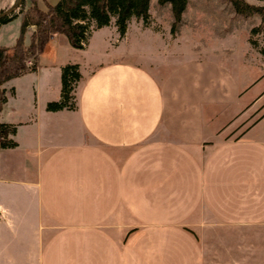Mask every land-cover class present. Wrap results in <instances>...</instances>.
I'll use <instances>...</instances> for the list:
<instances>
[{"label": "crops", "instance_id": "1", "mask_svg": "<svg viewBox=\"0 0 264 264\" xmlns=\"http://www.w3.org/2000/svg\"><path fill=\"white\" fill-rule=\"evenodd\" d=\"M189 3L173 34L150 0L121 38L113 21L81 50L53 35L34 72L2 86L15 147L0 149V226L21 238L36 221L25 264H205L198 228L264 222L262 55L237 28L186 26ZM66 64L74 108L46 112L60 85L41 78Z\"/></svg>", "mask_w": 264, "mask_h": 264}, {"label": "trees", "instance_id": "2", "mask_svg": "<svg viewBox=\"0 0 264 264\" xmlns=\"http://www.w3.org/2000/svg\"><path fill=\"white\" fill-rule=\"evenodd\" d=\"M44 3L45 9L37 6V0H29L27 6L23 0L17 13L2 15L0 27L19 17V29L15 40L9 47H0V110L5 102L2 86L12 79L32 73L37 68L38 56L53 35L62 36L68 45L81 50L92 30L107 27L111 21L118 36L123 37L128 21L138 19L146 24L150 0H55L53 5ZM264 2V0H259ZM232 12L242 18L255 16L259 19L251 34H264V8L250 5L242 0H228ZM157 6L168 5L173 34L181 21L187 0H155ZM29 28L32 32L25 43ZM262 56L264 52H259ZM80 78L77 65L66 64L60 68L59 99L45 106L46 112L72 110L73 91ZM15 127L0 123V149H12L15 143L11 137Z\"/></svg>", "mask_w": 264, "mask_h": 264}, {"label": "rangeland", "instance_id": "3", "mask_svg": "<svg viewBox=\"0 0 264 264\" xmlns=\"http://www.w3.org/2000/svg\"><path fill=\"white\" fill-rule=\"evenodd\" d=\"M242 1L264 8V2L259 0ZM23 2L25 6L29 4V0H23ZM45 2L53 5L55 0H45ZM19 3L18 0H0V13L10 9L11 11L8 14L17 13ZM189 4L190 7L184 16L186 26L196 27L199 30L207 27L210 28L212 33L218 35L223 34L222 29L228 32L232 28H237L239 41H247L258 53L264 52V34H251V29L259 23L257 17L242 18L235 15L228 0H190ZM37 6L41 10L45 9L41 0H37ZM150 15L152 19L157 20L154 24L156 27L162 29L167 26L168 13L166 9H159L155 4V0H152ZM19 24V19L16 18L1 29L0 47L11 44L13 38L17 35ZM261 57L260 59L264 61V55ZM29 77H31L29 86L32 87L34 78L33 76ZM40 85L46 86L47 90L45 91L52 94L54 92L53 88L59 86L60 82L56 76L44 74ZM72 97L74 103V91ZM257 106L258 110H261L259 113H261L264 110V96ZM235 125L233 124L225 134L232 131L231 129ZM209 222L211 225H203L198 228L200 230L196 231L199 236V243L204 250L205 264H264V222L250 226H224L214 224V221ZM35 224L36 221H34V224H29L30 226L24 227V230L27 229V231L23 233V237L20 234L21 238L17 237L11 227L8 229L4 224V226H0V264H8V261H13L9 264H25V262H28L29 252L31 248L33 249L32 237L28 230L32 226L36 233L37 226Z\"/></svg>", "mask_w": 264, "mask_h": 264}, {"label": "water", "instance_id": "4", "mask_svg": "<svg viewBox=\"0 0 264 264\" xmlns=\"http://www.w3.org/2000/svg\"><path fill=\"white\" fill-rule=\"evenodd\" d=\"M19 1H21V0H18V2H19ZM10 11H11V9L8 10V11H6V12H4V13H2V15H7ZM2 15H0V16H2Z\"/></svg>", "mask_w": 264, "mask_h": 264}]
</instances>
